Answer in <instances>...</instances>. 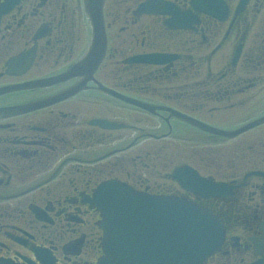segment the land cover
<instances>
[{
	"label": "flooded vegetation",
	"instance_id": "af4514ba",
	"mask_svg": "<svg viewBox=\"0 0 264 264\" xmlns=\"http://www.w3.org/2000/svg\"><path fill=\"white\" fill-rule=\"evenodd\" d=\"M145 1L104 0L102 58L93 71L73 72L92 43L83 0H0V261L38 262L40 247L55 264H90L100 249L85 228L99 213L88 198L115 178L210 208L224 240L203 264H264V0L241 9L240 0H221L225 11L207 0H164L168 14L139 11ZM154 53L169 55L127 60ZM196 137L217 143L214 172L172 167L187 164L229 192L196 197L170 172L160 184L142 181L144 155L157 165L169 141Z\"/></svg>",
	"mask_w": 264,
	"mask_h": 264
},
{
	"label": "water",
	"instance_id": "95a60500",
	"mask_svg": "<svg viewBox=\"0 0 264 264\" xmlns=\"http://www.w3.org/2000/svg\"><path fill=\"white\" fill-rule=\"evenodd\" d=\"M84 3L93 40L83 62L90 63L104 48L103 0ZM177 176L192 180L190 171ZM90 202L101 212L103 230V255L95 264H201L222 242L223 227L212 212L182 198L150 195L109 180Z\"/></svg>",
	"mask_w": 264,
	"mask_h": 264
},
{
	"label": "rangeland",
	"instance_id": "374dc122",
	"mask_svg": "<svg viewBox=\"0 0 264 264\" xmlns=\"http://www.w3.org/2000/svg\"><path fill=\"white\" fill-rule=\"evenodd\" d=\"M196 139L197 140L184 143H178L176 140L169 141L170 143L164 145L165 151L163 154L160 153L159 158L155 159L154 163L157 165H153V162L150 163V161H152L151 155H144V164H149L141 171L142 181L150 185L160 184L164 180H162L161 177L169 172L172 165L178 162L198 165L204 172H214L212 169L213 167L208 166V160L213 154L218 152L219 147L217 143L212 141H210L212 143L205 142L206 139L201 137H196ZM148 148H151L149 144ZM85 230L89 233L93 232L90 237L94 239L93 244H96L97 237L99 236V234H97V232H99L98 229L96 227L93 228L90 224L87 225Z\"/></svg>",
	"mask_w": 264,
	"mask_h": 264
}]
</instances>
